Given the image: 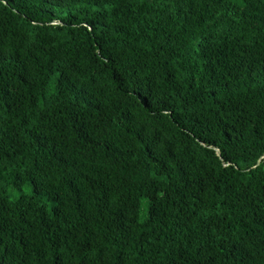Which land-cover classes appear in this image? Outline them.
<instances>
[{
    "label": "trees",
    "instance_id": "1",
    "mask_svg": "<svg viewBox=\"0 0 264 264\" xmlns=\"http://www.w3.org/2000/svg\"><path fill=\"white\" fill-rule=\"evenodd\" d=\"M0 264H264V0H0Z\"/></svg>",
    "mask_w": 264,
    "mask_h": 264
},
{
    "label": "rangeland",
    "instance_id": "2",
    "mask_svg": "<svg viewBox=\"0 0 264 264\" xmlns=\"http://www.w3.org/2000/svg\"><path fill=\"white\" fill-rule=\"evenodd\" d=\"M29 191V185L25 184L23 185L19 190H14V191H11V194L9 195V198H15L18 193H27Z\"/></svg>",
    "mask_w": 264,
    "mask_h": 264
}]
</instances>
